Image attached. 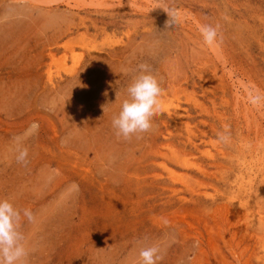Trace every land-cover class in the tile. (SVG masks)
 <instances>
[{
    "label": "rangeland",
    "instance_id": "rangeland-1",
    "mask_svg": "<svg viewBox=\"0 0 264 264\" xmlns=\"http://www.w3.org/2000/svg\"><path fill=\"white\" fill-rule=\"evenodd\" d=\"M163 6L180 15L171 28ZM140 64L161 110L125 140L112 119ZM255 93L264 0H0V199L34 213L21 220L24 264H140L153 245L158 264H264Z\"/></svg>",
    "mask_w": 264,
    "mask_h": 264
},
{
    "label": "clouds",
    "instance_id": "clouds-1",
    "mask_svg": "<svg viewBox=\"0 0 264 264\" xmlns=\"http://www.w3.org/2000/svg\"><path fill=\"white\" fill-rule=\"evenodd\" d=\"M169 17L166 29L179 22L180 15L174 8L161 7ZM200 33L204 45L216 47L220 41L218 26L201 25ZM84 87L83 85H80ZM127 98L122 102L120 111L112 119V126L117 136L125 140L133 137L142 139L153 128V119L161 110L163 89L157 78L151 73L147 64L138 65V72L126 88ZM106 94V93H105ZM249 103L254 106L264 104V95L255 93L249 95ZM105 108V107H104ZM39 123L33 122L24 138L32 136L39 131ZM230 135L226 132L217 133V142L227 145L230 143ZM17 141V163L26 166L28 162V148L20 146L21 137ZM22 216L28 222L35 221L34 213L30 209H18L9 199H0V264H24L28 251L23 243L24 235L20 231ZM199 246V241L194 242V247ZM163 257L157 246L142 247L139 251L140 264H158Z\"/></svg>",
    "mask_w": 264,
    "mask_h": 264
},
{
    "label": "bare ground",
    "instance_id": "bare-ground-1",
    "mask_svg": "<svg viewBox=\"0 0 264 264\" xmlns=\"http://www.w3.org/2000/svg\"><path fill=\"white\" fill-rule=\"evenodd\" d=\"M172 117V116H171ZM173 119V118H172Z\"/></svg>",
    "mask_w": 264,
    "mask_h": 264
}]
</instances>
